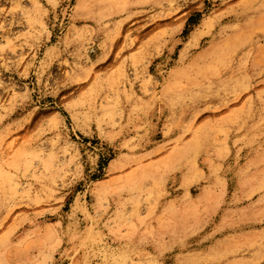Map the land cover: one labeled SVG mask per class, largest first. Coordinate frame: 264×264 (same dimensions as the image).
Listing matches in <instances>:
<instances>
[{"label": "rangeland", "instance_id": "rangeland-1", "mask_svg": "<svg viewBox=\"0 0 264 264\" xmlns=\"http://www.w3.org/2000/svg\"><path fill=\"white\" fill-rule=\"evenodd\" d=\"M0 264H264V0H0Z\"/></svg>", "mask_w": 264, "mask_h": 264}]
</instances>
